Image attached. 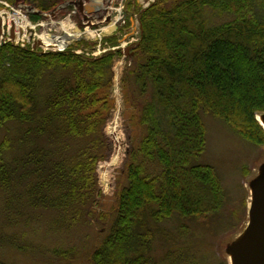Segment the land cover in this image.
<instances>
[{
    "label": "trees",
    "instance_id": "obj_1",
    "mask_svg": "<svg viewBox=\"0 0 264 264\" xmlns=\"http://www.w3.org/2000/svg\"><path fill=\"white\" fill-rule=\"evenodd\" d=\"M29 1L46 10L61 0ZM206 7L232 17L210 24ZM139 17L140 40L123 81L140 133L92 264H167L153 254L155 240L168 235L159 225L173 217L198 222L221 207L215 169L199 161L201 112L264 142L256 119L264 111V0H155ZM90 45L80 39L43 53L0 45V130H17L0 144V187L58 212L62 222L91 213L96 167L110 151L103 126L115 51L96 58L71 51Z\"/></svg>",
    "mask_w": 264,
    "mask_h": 264
},
{
    "label": "rangeland",
    "instance_id": "obj_2",
    "mask_svg": "<svg viewBox=\"0 0 264 264\" xmlns=\"http://www.w3.org/2000/svg\"><path fill=\"white\" fill-rule=\"evenodd\" d=\"M150 3L152 1L144 5L140 0H61L44 10L29 0H0L1 10L13 14L18 25H29L22 34L15 27L16 33L10 37L9 29L13 23L10 25L8 18L0 16V45L9 42L14 46L32 48L33 40L40 42L46 38L55 41L49 45L37 44L34 50L58 52L64 50L60 45H72L82 39L92 45L73 47L71 51L94 57L102 55L104 50L115 48L112 49L115 52L109 90L112 108L103 126L110 151L96 167L98 192L91 204V213L77 221L67 219L62 222L58 212L33 207L26 196H20L19 191L0 187V262L92 264L91 252L100 242L108 220L113 216L115 193L126 182L122 169L128 151L140 133L138 109L123 79L132 61L130 51L139 44L140 12ZM116 15L120 20L114 29L104 35L98 34V29L110 24ZM204 16L210 24L232 17L227 12L208 7L204 9ZM74 27L82 31L86 28L97 31L66 39L65 32ZM108 38H113V42H109ZM122 41L125 42L124 47L120 44ZM201 117L206 128V140L199 161L215 169L224 190L223 203L216 212L198 222L173 217L159 225L162 232H168L164 240H158V237L154 242L153 254L161 263L229 264V249L247 226L252 183L264 168V142L244 138L212 114L201 112ZM16 134L17 130H13L12 125L2 128L0 144L6 136L14 140ZM8 151L4 153L6 160L10 157ZM101 213L107 214L105 219L100 216ZM62 250L66 251L62 253Z\"/></svg>",
    "mask_w": 264,
    "mask_h": 264
},
{
    "label": "water",
    "instance_id": "obj_3",
    "mask_svg": "<svg viewBox=\"0 0 264 264\" xmlns=\"http://www.w3.org/2000/svg\"><path fill=\"white\" fill-rule=\"evenodd\" d=\"M258 115L262 121L257 116L256 119L264 127V112ZM251 199L252 207L248 210L247 226L229 249V257L233 256L234 264H264V168L261 175L252 183Z\"/></svg>",
    "mask_w": 264,
    "mask_h": 264
},
{
    "label": "bare ground",
    "instance_id": "obj_4",
    "mask_svg": "<svg viewBox=\"0 0 264 264\" xmlns=\"http://www.w3.org/2000/svg\"><path fill=\"white\" fill-rule=\"evenodd\" d=\"M140 1L145 5L146 3H148V2L151 1V0H140ZM12 10H13V9H12ZM12 15H13V14H10L9 11H6V10H1V11H0V16L5 17L6 19L8 18V19H9V22H10V25H11V23H13V25H15V27H17V29H18V30L21 32V34H22V32H24L25 28L28 27L29 25H28L27 23H24V24H22V25H18V24H17V21L14 19V17H13ZM119 20H120V18L118 17V15H116V17H114V20H113L110 24L105 25V26H103V27H100V28L98 29V32H97V33L100 34V35H102V34L104 33V30H105V32H106V31H107V32L111 31L112 29H114L115 24H116ZM96 31H97V30H90L89 28H86L84 31H82V30L78 29L77 27H74L73 30H71V31H66V32H65V38H66V39H69V38H71V37H73V36H81L83 33H92V32H96ZM21 34H20V36H21ZM98 34H97V35H98ZM52 41H53V40H52ZM52 41L49 40V39H46V38H42V39H41V43L44 44V45H49V43H51ZM54 41H55V40H54ZM54 41H53V42H54ZM120 44H121L122 47L125 46V42H124V41L121 42ZM119 65H120V64H119ZM257 118H259V120L262 121V118H261L259 115H257ZM251 207H252V199H251L250 202L248 203V210H250ZM229 264H234V258H233V256H230V257H229Z\"/></svg>",
    "mask_w": 264,
    "mask_h": 264
},
{
    "label": "built area",
    "instance_id": "obj_5",
    "mask_svg": "<svg viewBox=\"0 0 264 264\" xmlns=\"http://www.w3.org/2000/svg\"><path fill=\"white\" fill-rule=\"evenodd\" d=\"M16 33V32H15ZM18 35V34H17ZM20 36V35H19ZM19 36H17V39L18 40H20V37ZM22 40V39H21ZM23 41V40H22ZM42 44L40 43L39 44V46H41ZM36 46V41L35 40H33V46L32 47H35ZM115 90H117V89H115ZM115 128H116V124H115V126L113 127V130H115Z\"/></svg>",
    "mask_w": 264,
    "mask_h": 264
}]
</instances>
